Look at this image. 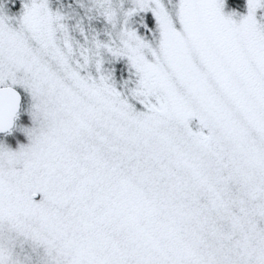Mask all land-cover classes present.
I'll list each match as a JSON object with an SVG mask.
<instances>
[{"label":"snow or ice","instance_id":"1","mask_svg":"<svg viewBox=\"0 0 264 264\" xmlns=\"http://www.w3.org/2000/svg\"><path fill=\"white\" fill-rule=\"evenodd\" d=\"M0 264H264V0H0Z\"/></svg>","mask_w":264,"mask_h":264},{"label":"rangeland","instance_id":"2","mask_svg":"<svg viewBox=\"0 0 264 264\" xmlns=\"http://www.w3.org/2000/svg\"><path fill=\"white\" fill-rule=\"evenodd\" d=\"M241 2H243V0H241Z\"/></svg>","mask_w":264,"mask_h":264}]
</instances>
